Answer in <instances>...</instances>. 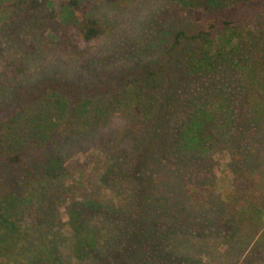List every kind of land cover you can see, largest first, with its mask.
<instances>
[{
    "label": "trees",
    "instance_id": "1",
    "mask_svg": "<svg viewBox=\"0 0 264 264\" xmlns=\"http://www.w3.org/2000/svg\"><path fill=\"white\" fill-rule=\"evenodd\" d=\"M43 1L29 0L30 11ZM234 2L240 12L195 30H176L171 45L146 64L93 84L43 79L21 89L16 102L0 107L3 149L8 146L4 141H14L13 133L22 130L16 143L28 139L38 151L36 158L23 157L21 147L0 159L29 171L41 167V174H51L64 168L77 139L96 136L99 181L110 180L119 201L104 207L85 196L81 209L73 206L71 245H78L80 263L84 255L91 264H181L171 256L193 245L186 235L211 233L204 223L210 225L211 218H200L213 199L207 183L214 165L211 153L229 154L238 184L245 176L242 184L264 186V45H258L264 42V22L255 28L252 15L264 8V0ZM59 9L71 29L64 47L79 49L103 35L96 18L78 11V0L60 1ZM51 32L58 38L57 30ZM4 64L10 72L20 70L14 60ZM121 102L129 103L123 116L115 113ZM59 118L66 123L60 125ZM85 166H70L81 184L88 183ZM257 173L259 183L253 181ZM257 198L240 210L253 213L259 224L264 197ZM95 204L105 223L100 221L91 237L92 221L86 222L80 210L85 215Z\"/></svg>",
    "mask_w": 264,
    "mask_h": 264
},
{
    "label": "rangeland",
    "instance_id": "2",
    "mask_svg": "<svg viewBox=\"0 0 264 264\" xmlns=\"http://www.w3.org/2000/svg\"><path fill=\"white\" fill-rule=\"evenodd\" d=\"M60 1L66 0H44L30 11L29 0H0V107L16 102L21 89L43 79L93 84L137 64H146L171 45L176 30H195L242 10L234 0H78V11L96 18L104 33L98 40L73 50L63 46V43L68 45L66 37L71 29L63 21ZM263 14V6L252 13L257 20L255 28L259 20L264 22ZM52 29L57 30L58 38ZM258 45L263 46V40ZM9 59L16 61L20 70H7L4 63ZM95 104L93 101L90 108ZM127 104H115L116 109L121 107L115 113L123 116ZM28 110L35 112V105L30 104ZM58 121L60 125L66 123L63 118ZM88 121L96 122V118ZM23 133L22 130L19 135L14 132V141H4L8 145L4 149L0 143V158L21 147L23 157H38L37 149L27 138L16 143ZM96 145V136L77 139L73 149L66 153L64 168L51 174H41V167L31 169L32 172L25 165H10L0 159V233L6 234L5 239L2 238L4 244L0 243V264H82L78 259L81 253L78 245H71L75 241L71 240L70 211L73 206L81 209L85 196L94 203L101 201L104 207L114 206L119 201L110 180L99 181ZM210 155L214 165L210 167L212 175L207 183L213 192L208 196L213 199L203 207L209 212L200 218H211L210 225L204 221L211 233L186 235L193 245H186L182 252L171 256V261L264 264V211L261 223L257 224L253 213L243 214L240 210L244 203L257 202V197H264L260 192L264 186L259 189L253 184H242L245 176L238 184L235 177L238 170L228 165L229 154L216 151ZM76 163L86 165L87 184H81L78 172L70 168ZM253 181H261L259 173L253 176ZM91 209L84 210L85 215L80 211L86 222L92 221L93 226L88 227L94 229L91 237H95L96 225L105 221L96 210V204ZM100 236L101 240L105 237ZM173 238L176 242L179 240L177 236ZM83 257V264H91Z\"/></svg>",
    "mask_w": 264,
    "mask_h": 264
}]
</instances>
